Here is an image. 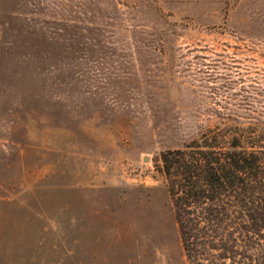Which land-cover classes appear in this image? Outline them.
<instances>
[{
	"label": "rangeland",
	"instance_id": "obj_1",
	"mask_svg": "<svg viewBox=\"0 0 264 264\" xmlns=\"http://www.w3.org/2000/svg\"><path fill=\"white\" fill-rule=\"evenodd\" d=\"M207 131L258 154L256 257L264 0H0V264H189L160 157Z\"/></svg>",
	"mask_w": 264,
	"mask_h": 264
},
{
	"label": "trees",
	"instance_id": "obj_2",
	"mask_svg": "<svg viewBox=\"0 0 264 264\" xmlns=\"http://www.w3.org/2000/svg\"><path fill=\"white\" fill-rule=\"evenodd\" d=\"M226 141L224 134L207 131L183 150L161 154V173L167 180L182 250L189 264H264V245H257L262 252L256 257L243 252L237 258L235 250L241 244L229 232L234 223L229 200L248 187L250 157L258 154L254 147L247 151ZM246 219V213L238 218L242 229ZM241 242L247 247L245 240Z\"/></svg>",
	"mask_w": 264,
	"mask_h": 264
}]
</instances>
